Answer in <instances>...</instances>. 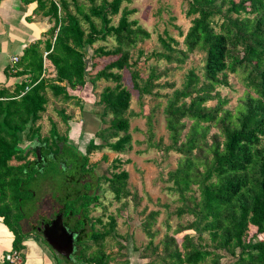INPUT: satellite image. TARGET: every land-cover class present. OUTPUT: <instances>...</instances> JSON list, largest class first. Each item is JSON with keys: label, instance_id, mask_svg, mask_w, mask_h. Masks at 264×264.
Listing matches in <instances>:
<instances>
[{"label": "trees", "instance_id": "16d2710c", "mask_svg": "<svg viewBox=\"0 0 264 264\" xmlns=\"http://www.w3.org/2000/svg\"><path fill=\"white\" fill-rule=\"evenodd\" d=\"M86 1L87 10L77 0H71L72 12L68 0H37L38 11L54 21L50 37L55 36V40L46 61L52 65L55 75L42 76V58L38 56L29 82L17 86L11 93L0 89V216H5L6 223L14 230L16 246L21 235L8 218L17 217L21 201L33 194L26 188V182L38 173L37 162L23 155L22 137L25 135L28 141L38 137L41 143L50 141L49 148L54 154L59 153V143L66 146L67 137L59 136L55 127L50 137L40 135L38 122L46 112L47 93L67 102L72 99L68 88L90 83L94 89L101 80L109 83L99 93L98 100L101 119L108 125L89 140L85 155L78 154L83 163L75 168V173L85 180L91 175V167L90 171L84 170L89 167L91 152L108 149L123 153L131 149L128 118L131 92L123 84V71L130 72L133 88L140 97L159 96L154 90L174 87L168 82H157L162 73L156 67L150 68L144 80L136 70L144 53L139 46L149 40L150 33L130 19L135 10L122 7L128 0H101L98 4L96 0ZM185 1V14L191 20L183 37V48L167 35L160 38L163 52L157 56L181 67L190 56L197 55L200 68L188 69L181 86L165 96L163 113L170 143L164 146L152 142L150 120L147 139L160 154L174 152L179 156L176 168L167 173L166 181L172 183L170 189L184 202L177 214H191L194 220L175 229L173 235L165 233L155 245L153 239L158 231L152 230V225L157 213L152 212L143 224L149 238L147 248L152 249L159 264H222L220 251L235 258L233 264H264V0ZM118 14L119 20L114 25L112 19ZM109 39L113 41L111 47L93 48L94 44L107 43ZM89 49L92 55L88 61ZM100 59L109 61L95 71ZM231 75L242 89L233 109L227 108L229 100L221 97L218 90L230 86ZM107 116H110L108 121ZM41 156L49 157L44 151ZM68 164L64 162L65 171L69 169ZM120 165V159L113 160L111 168L118 171L105 178L117 202L130 196L128 173L119 169ZM195 191L197 197L187 196ZM89 192L93 190L77 191L81 199L76 205L64 204L57 213L64 215L77 234L79 250V242L84 239L89 238L96 245L88 256L85 253L86 260L77 250L82 261L109 264L115 250L104 252L103 244L108 237H113L116 219L111 215L104 224L97 218L94 223L104 229L95 231L89 215L93 209L90 206L98 196ZM78 214L81 220L76 219ZM185 230L193 231L196 237L184 234L177 239ZM205 234L209 244L202 243Z\"/></svg>", "mask_w": 264, "mask_h": 264}, {"label": "rangeland", "instance_id": "374dc122", "mask_svg": "<svg viewBox=\"0 0 264 264\" xmlns=\"http://www.w3.org/2000/svg\"><path fill=\"white\" fill-rule=\"evenodd\" d=\"M54 1L59 2V0ZM100 1L96 0V3L98 4ZM68 2L70 3V11L74 12L71 0H68ZM77 3L82 5L85 10L89 8V3L86 0H77ZM122 7L134 9L135 12L130 16V19L136 20L140 26L150 33L149 40L139 46L144 52L136 67L141 78L144 80L148 76L150 68L156 67L158 72L162 73L157 82H168L174 87L154 90L159 96L140 97L139 93L133 88L130 72L128 70L123 71V84L131 92L128 113L129 133L132 136L131 149L123 153H115L108 149L91 152L88 155L89 167L84 168V170L89 169L90 171L91 167V175L86 177L85 180H82L80 174L75 173V168H79L78 166L83 162L81 160L76 162V155L74 154L69 155L71 159L68 161V171H65V169V172L62 171L59 163L56 162L48 163L44 171L39 168V172L31 176L26 182V188L32 190L33 194L21 201L20 214L17 217L10 216L8 219L11 224L21 223L24 230L32 226L41 227L43 222L55 217L57 210L62 205L74 207L76 205L74 203L81 199L78 196L80 193L77 194V191L93 190V193H89L97 195L98 200L90 206L93 209L90 211L91 220L89 223L92 224L97 218H101L105 224L111 215L116 219L113 237H108L103 244L104 252L111 249L115 250V253L112 254L114 258L109 264H119L125 261L128 264H159L152 249L147 248L149 238L144 232L143 224L148 220V215L152 212L157 213L155 222L152 225V230L158 231L153 239L155 245L160 242L165 233L173 235L175 229L187 226L194 220V217L191 214L180 216L177 214V210L184 206V202L180 199L178 193L170 189L172 183L166 180L167 173L176 168L179 156L174 152L162 155L158 149L150 146L147 139L149 135L148 128L150 127L148 121H151L152 142H160L164 146L168 145L170 141L168 132L165 129L163 113L166 104L165 96L169 95L173 89L181 86L188 69L195 67L199 70L200 57L192 55L184 65L177 67L176 64H168L164 59L157 56L163 52L160 38H166L167 35L177 40L179 48H183V37L190 26L191 20L185 14L187 9L185 0H128L123 2ZM119 17L120 14L114 16L112 24L116 25ZM95 21L98 22L96 19ZM83 26L87 27L85 24ZM100 45L111 47L113 41L109 39L107 43H96L93 48ZM88 53L89 61L92 51L89 49ZM133 53L136 55V51ZM97 61L100 64L95 71L103 67L109 60L100 59V61ZM89 66L90 63H88ZM229 83V87H219L218 90H220L221 97L228 98L227 108L233 109L236 106L237 99L242 94V89L232 75L229 76ZM87 84L90 97H87L86 101L81 99V102L74 100L65 103L63 98H54L51 92H48L46 95L48 97L46 112L41 115V120L38 122L41 127L40 135L42 138L50 137V131L53 127L59 135L67 137L69 134L68 125L74 127L78 124L82 131L81 133L76 132V135L72 134L71 138L72 141L78 142H76L77 146L83 147V150H85L89 140L94 139V134L108 125L107 122H103L101 119L102 108L98 105V100L99 93L109 83L101 80L96 84L95 91L90 83ZM110 85L113 84L110 83ZM84 93H87V91ZM79 94L81 95V93ZM210 104L212 105L214 102L212 101ZM109 119L110 116L105 117V120L108 121ZM69 142L71 141L69 140ZM64 150L66 152L74 151L71 146L65 147ZM30 158L32 159L31 156ZM116 158L121 160L119 169L128 173L127 189L130 194L129 197L119 202L114 199L113 194L108 190V184L105 182V178H109L113 172L118 171L111 168L112 162ZM83 193L84 191L81 194ZM190 195L197 197L198 192L187 194V196ZM77 218L81 220V215L78 214ZM103 229V226L94 223L95 231H102ZM184 234H191L196 237L193 231L185 230L180 232L176 238L179 239ZM79 243L81 247L80 250L78 248V251L83 254L76 253L74 256L80 254L86 260L85 257L96 249V245L89 238ZM202 243H210L207 234L203 236ZM88 247L90 248L86 251ZM116 249H118L117 252ZM157 253H160V249ZM220 253L223 256L221 259L222 264H233L235 258L223 251H220Z\"/></svg>", "mask_w": 264, "mask_h": 264}, {"label": "crops", "instance_id": "0c3cea01", "mask_svg": "<svg viewBox=\"0 0 264 264\" xmlns=\"http://www.w3.org/2000/svg\"><path fill=\"white\" fill-rule=\"evenodd\" d=\"M53 25V20L38 11L37 0H0V89L11 93L17 86L29 82L35 71L38 56L42 58V76L55 75L52 65L46 61L55 40V36L52 39L50 37ZM14 58L17 59L16 63L12 61ZM87 87L88 84L75 89L68 88L67 92L72 99L65 103L74 100L81 102V99L90 97ZM86 91L87 93H84ZM68 126L70 136L82 131L78 124L74 127L70 124ZM74 129L76 130L73 131ZM35 139L39 138L34 137L32 140ZM30 142L23 135L20 147L25 150ZM12 225L15 229L18 228L21 235L18 246L15 244L14 230L6 223L5 216H0V264H6L4 257L13 250L20 253V264H88L74 256V252L70 259L58 254L42 239L37 226L24 230L19 222ZM67 228L73 230L70 225Z\"/></svg>", "mask_w": 264, "mask_h": 264}, {"label": "flooded vegetation", "instance_id": "af4514ba", "mask_svg": "<svg viewBox=\"0 0 264 264\" xmlns=\"http://www.w3.org/2000/svg\"><path fill=\"white\" fill-rule=\"evenodd\" d=\"M59 136H61V135H59ZM68 138H70L69 140L71 141V142H69V140H68ZM35 141V142H34ZM31 140V142L27 145V147L25 148V152H24V156L27 158V160H35L36 162H37V165H36V167H37V171L39 172V168H41L42 169V171H44V169H45V167H46V165L48 164V163H50V162H56V163H59V165H60V168H62L63 170L65 169L64 168V162H68L71 158L69 157V155H72V154H74V155H76V157H75V161L77 162H79L80 161V158L78 159V157H77V154L78 153H82V154H86V149L85 150H83V147L81 148V147H79V146H77V143L75 142V141H72V138H71V136H67V140H66V142L64 143L67 147H72L73 149H74V151H69V152H66L65 150H64V148L66 147H63L62 146V144L61 143H59L58 144V146H59V153L58 154H54L53 153V149H51V148H49V146H50V141H49V143H41V141H40V139H35V140ZM87 148V147H86ZM37 149H39L40 150V153H41V151L43 152H47L48 153V155H49V157L47 158V157H42L41 156V159L39 160V161H37V157H36V150ZM48 150H50V151H48ZM83 150V151H82ZM35 157H34V156ZM30 156L32 157V159L30 158ZM59 213H56L55 214V217L54 218H52V219H50V220H48L47 222H43V224H42V226L41 227H38L37 228V231L39 232V234L40 235H42L41 233L43 232V228H44V226L46 225V224H50L53 220H55L56 219V217H57V215H58ZM63 223L67 226V227H69V225H68V223H67V221H66V219H65V217L63 216ZM68 231L69 232H71V233H73L74 231L73 230H71L70 228H68ZM76 240H77V236L75 237V239H74V253H77V250H78V247H77V243H76Z\"/></svg>", "mask_w": 264, "mask_h": 264}, {"label": "water", "instance_id": "95a60500", "mask_svg": "<svg viewBox=\"0 0 264 264\" xmlns=\"http://www.w3.org/2000/svg\"><path fill=\"white\" fill-rule=\"evenodd\" d=\"M37 161L41 159L40 150H36ZM42 239L58 254L70 259L74 252L75 233L68 231L60 213L50 224H46L41 233Z\"/></svg>", "mask_w": 264, "mask_h": 264}, {"label": "built area", "instance_id": "2783aa9c", "mask_svg": "<svg viewBox=\"0 0 264 264\" xmlns=\"http://www.w3.org/2000/svg\"><path fill=\"white\" fill-rule=\"evenodd\" d=\"M12 61H13V63H16L17 59L14 58ZM4 261L6 264H20L21 263V255L16 250L10 251L5 255Z\"/></svg>", "mask_w": 264, "mask_h": 264}]
</instances>
